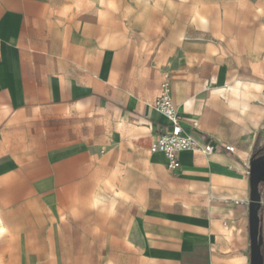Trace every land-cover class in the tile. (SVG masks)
<instances>
[{"label":"crops","instance_id":"0c3cea01","mask_svg":"<svg viewBox=\"0 0 264 264\" xmlns=\"http://www.w3.org/2000/svg\"><path fill=\"white\" fill-rule=\"evenodd\" d=\"M193 1L231 9L234 24L223 30L237 41L239 65L230 54L204 59L209 45L228 47L227 41L208 40L211 32L187 28L181 35L180 27H166L156 34L148 25L151 35L145 37L142 22L132 16L129 27L136 35L128 39L124 10L100 19L96 7L88 6L94 0H0V216L16 234L0 239L2 264H52L49 244L55 264H249L248 172L253 152L264 145V96L235 99L238 108H247L243 116L227 109L221 97L237 81L264 84L251 74L247 56L264 38V20L260 25L253 18L264 0ZM73 3L81 11L61 17L62 7ZM192 54L200 59L190 68ZM161 65L162 71L169 67L170 95L184 126L194 122L197 141L230 145L234 152L184 151L175 171L167 169L163 155H151L158 182L173 179L183 194L181 215L173 209L150 212L159 230L137 219L129 231L126 219L112 229L103 218L99 234L92 232L94 220L86 222V232L78 227L69 233L60 218L78 184L75 170L64 164L71 160L64 147L74 143L64 140H94L93 131L80 134L100 129V121L102 137L110 140L113 112L122 125L141 120L152 132L146 139L154 142L168 122L152 108ZM177 66L182 72H175ZM77 103L83 113L68 115ZM260 193L264 213V184ZM262 230L264 240V225ZM261 249L264 257V242Z\"/></svg>","mask_w":264,"mask_h":264},{"label":"rangeland","instance_id":"374dc122","mask_svg":"<svg viewBox=\"0 0 264 264\" xmlns=\"http://www.w3.org/2000/svg\"><path fill=\"white\" fill-rule=\"evenodd\" d=\"M119 3L125 5L121 7L124 10L127 6L133 4V0H119ZM189 3L192 4L194 1L189 0ZM95 9L97 10V8ZM232 13L230 8L217 9L212 17L213 24L219 23L222 29H230L234 24V19L229 18V16L233 17ZM225 14H228V16ZM152 15L149 14L150 22L153 18ZM129 18L125 20L128 39L136 35L129 27ZM254 20L261 25L264 17ZM142 24L147 31L144 33V36L151 35L149 32L150 28L148 27L150 24L146 22H142ZM208 40L213 41V36L208 38ZM162 68L163 66L161 65L160 78L164 73H168L171 78V73L167 69L169 67L167 66L163 71ZM178 71L182 72L181 66H177L175 72ZM149 89L154 90V86H149ZM111 116L112 120L109 127L110 140L102 137V121H100V129H86L82 130L80 134L81 137L90 136L93 131L94 140H64V143L68 141L74 143L70 147H64V152L71 156V160L64 161V164L71 165L75 170V181L78 184L76 190L64 200V207L67 211L70 207V199L74 193H78L81 198L87 197L93 191L96 180L111 171L113 182L124 185L126 192L134 198L138 197L137 204L135 205L121 203L118 206V215L111 220L112 229H118L120 226L119 222L122 223L123 219H126L127 224L124 227L129 231L130 228L135 226L132 223L137 219V222H142L145 226L152 225L156 230H159L157 228L160 226V223L149 217L150 212H165L167 209H173L176 215H181L183 194L178 192L180 190L178 189L180 188L179 186L173 185V179L168 182L165 180L158 182V175L150 170L152 153L149 152L148 148L153 141L149 142L146 139L152 133L149 130L150 127L145 124L142 125L141 120L137 118L134 121L130 120L126 122L125 126L113 120V112ZM104 183L108 188L113 187L107 180ZM161 183L165 187L160 188ZM116 195L123 196L124 193L116 192ZM82 212L83 215L79 220H73L70 216L65 220L68 223L66 227L70 230L69 233L74 234L77 232L78 227L81 232H86L87 227L85 224L91 220H94L95 225L100 226L102 229L104 217L101 214L83 211V209Z\"/></svg>","mask_w":264,"mask_h":264},{"label":"clouds","instance_id":"9594fccd","mask_svg":"<svg viewBox=\"0 0 264 264\" xmlns=\"http://www.w3.org/2000/svg\"><path fill=\"white\" fill-rule=\"evenodd\" d=\"M89 7H96L97 14L100 19H104L107 14H120L121 5L119 0H94L90 2ZM243 7V5H238ZM82 5L80 3H73L71 5H65L62 7L59 15L65 19H71L73 15L81 11ZM216 8L205 3H192L189 4V0H133V4L127 6L124 9L123 18L127 20L129 17L135 16L137 22H146L150 24L151 30L156 34H162L164 28H170L175 30L177 27L182 29L192 28L201 32H211L214 39L218 40L221 44L227 41V50L216 49L209 45L203 54L204 59H210L214 56H224L225 54L235 55L236 62L240 64L241 53L237 49V41L231 37L229 32L222 29L219 23L213 25L212 17ZM149 14H156L159 16V20L155 22L149 21ZM228 16V14H225ZM181 17H185L184 22L180 25L178 22ZM264 17V7H258L254 10L253 18ZM230 19H235L229 16ZM60 23V21H57ZM213 27L215 30H213ZM248 56V68L253 76L264 80V38L258 39L252 46L251 50L247 53ZM191 57L195 58V61L189 65L194 67L200 57L197 54H192ZM231 91L225 90L223 98L227 103L225 107L229 110L236 109L240 116H243L247 112V108H238L234 102L235 99H243L245 101L259 100L261 96H264V84L261 83H244L237 81L229 87ZM83 113L84 106L77 103L73 105L72 109L67 113L71 115L72 111ZM230 120L235 123H239L236 116H230ZM107 180L109 184H112V188H108L104 181ZM6 184H10V179L5 181ZM116 192H123V196L116 195ZM138 197L131 196L124 190V185L113 182L112 172L102 176L95 182L93 191L84 198H81L78 193H74L70 199V207L67 209V214L61 216V221H65L69 216L73 220H79L83 211L99 213L104 217L105 223L114 219L118 215V206L123 204H137ZM86 201V203H84ZM5 209H8V205H4ZM19 231V230H17ZM93 234H99L101 228L98 225H94L92 228ZM15 233L6 225L2 216H0V239L5 237L14 238ZM129 247H132L129 244ZM47 258L55 264V256L52 253L51 244H49V252ZM2 264V262H0Z\"/></svg>","mask_w":264,"mask_h":264},{"label":"built area","instance_id":"2783aa9c","mask_svg":"<svg viewBox=\"0 0 264 264\" xmlns=\"http://www.w3.org/2000/svg\"><path fill=\"white\" fill-rule=\"evenodd\" d=\"M153 110L168 122L167 125L158 128L159 134L150 145V153H161L167 161V169L175 171L180 168L179 155L184 151H192L201 155H211L217 152L232 154L234 147L226 144L211 145L199 142L194 137L196 124L184 126L170 95V83L168 74H163L159 94L152 104ZM262 227L264 225V213L260 212Z\"/></svg>","mask_w":264,"mask_h":264},{"label":"water","instance_id":"95a60500","mask_svg":"<svg viewBox=\"0 0 264 264\" xmlns=\"http://www.w3.org/2000/svg\"><path fill=\"white\" fill-rule=\"evenodd\" d=\"M249 161V198H248V232H249V264H264L261 251L263 245L261 223L260 185L264 184V155Z\"/></svg>","mask_w":264,"mask_h":264},{"label":"flooded vegetation","instance_id":"af4514ba","mask_svg":"<svg viewBox=\"0 0 264 264\" xmlns=\"http://www.w3.org/2000/svg\"><path fill=\"white\" fill-rule=\"evenodd\" d=\"M254 154H255L254 158H257L259 156H262V155H264V149L259 148V149H257L256 151L253 152L252 156Z\"/></svg>","mask_w":264,"mask_h":264},{"label":"trees","instance_id":"16d2710c","mask_svg":"<svg viewBox=\"0 0 264 264\" xmlns=\"http://www.w3.org/2000/svg\"><path fill=\"white\" fill-rule=\"evenodd\" d=\"M261 149H264V145L261 147ZM256 151V150H255ZM261 251H262V249H261ZM262 254H263V251H262Z\"/></svg>","mask_w":264,"mask_h":264},{"label":"bare ground","instance_id":"6f19581e","mask_svg":"<svg viewBox=\"0 0 264 264\" xmlns=\"http://www.w3.org/2000/svg\"><path fill=\"white\" fill-rule=\"evenodd\" d=\"M220 89V88H219ZM152 154H161V153H152ZM162 155V154H161Z\"/></svg>","mask_w":264,"mask_h":264}]
</instances>
